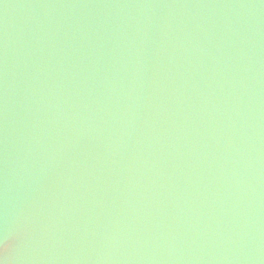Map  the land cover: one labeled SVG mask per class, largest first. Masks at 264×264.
<instances>
[{"label": "water", "instance_id": "water-1", "mask_svg": "<svg viewBox=\"0 0 264 264\" xmlns=\"http://www.w3.org/2000/svg\"><path fill=\"white\" fill-rule=\"evenodd\" d=\"M0 264H264V0H0Z\"/></svg>", "mask_w": 264, "mask_h": 264}]
</instances>
